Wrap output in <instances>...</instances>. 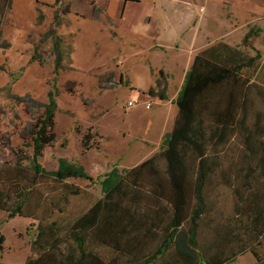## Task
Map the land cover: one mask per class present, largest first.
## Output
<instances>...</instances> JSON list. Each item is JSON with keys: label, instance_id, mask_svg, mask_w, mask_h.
I'll return each instance as SVG.
<instances>
[{"label": "trees", "instance_id": "trees-1", "mask_svg": "<svg viewBox=\"0 0 264 264\" xmlns=\"http://www.w3.org/2000/svg\"><path fill=\"white\" fill-rule=\"evenodd\" d=\"M12 1L0 0V48ZM260 32L251 28L243 39L254 57L225 42L195 57L175 101L173 132L158 154L123 173L115 167L95 180L64 158L46 170L40 159L57 140V90L46 104L18 98L43 113L29 131L32 177L20 167L11 192L0 188V209L37 220L24 207L41 177L61 185L49 199L54 213L66 215L71 198L83 194L69 179L98 183L103 195L66 221L38 220L36 256L26 264H163L165 255L176 264H230L247 253L264 264V77L250 74L261 59L252 45ZM92 140L85 134L84 146Z\"/></svg>", "mask_w": 264, "mask_h": 264}, {"label": "rangeland", "instance_id": "rangeland-1", "mask_svg": "<svg viewBox=\"0 0 264 264\" xmlns=\"http://www.w3.org/2000/svg\"><path fill=\"white\" fill-rule=\"evenodd\" d=\"M174 1L176 7L184 10L188 18L193 17L191 27H195L196 31L201 30L202 34L195 36L194 43L197 46L203 39H206L208 44L238 43L240 49L254 57L256 52L243 45V38L251 28L261 30L252 45L262 56L258 66L250 74L256 79L255 75L261 70L264 77V0ZM130 6L133 14L142 8L138 4ZM196 6L205 8L203 15L194 11ZM67 7L64 4L62 9ZM11 14L12 8L7 14L3 30L2 40L6 48L0 49V188L7 194L11 192L14 187L11 181L20 173V167L27 168L28 171L25 170L24 173L27 177H32L29 170L33 151L29 131L31 126L37 123L38 117L42 116L43 109H32L17 99L30 96L34 101L46 104L48 94L53 88L57 90V140L53 146L44 149L40 159L46 170H56L59 159L64 158L70 163L83 166L86 172L97 180L115 164L125 170L131 168L157 147V131L164 122V113L154 117L155 109L146 111L145 105H139L135 112L126 115L120 109L121 100L129 98L128 91L117 87L120 76L126 87L130 83L126 67L127 71L121 68V63H85L82 67L80 64H74L72 59L64 64L60 53H48L50 50L47 49L48 43L44 34L50 33L52 28L50 23L43 22L42 19L39 25L30 26L32 34H29L28 38L31 40V46L26 50L18 28L12 23ZM193 35L194 29L188 31L186 39L182 40L184 49L179 53L180 56L176 61L170 60L167 65L175 75V83L181 79V56L188 51ZM90 49V42H85V52ZM114 58L115 55L106 54L102 62H112ZM151 60L154 67L160 66L161 57L157 53L153 54ZM133 63L131 61L128 64L131 66ZM116 96L118 103L114 106L112 103ZM149 120L154 121V127L147 133L145 126ZM121 129L130 132L125 141L119 134ZM100 132L107 136V140ZM87 133L93 136L91 149L89 144L87 147L83 144V136ZM136 136L147 137L153 146ZM19 159L21 162L18 165ZM66 182L83 189L82 195L71 198L66 215L54 213L53 205L51 208L49 203V199L62 190L61 185L43 177L24 207L25 215L37 220L19 215L10 218L6 210L0 209V237L4 238L0 264H26L29 258L36 256L32 252V244L37 236L38 220L46 218L51 221H66L87 211L103 196L98 183L81 179H69ZM262 243L260 250L264 252V242ZM249 259L247 263L253 264V256Z\"/></svg>", "mask_w": 264, "mask_h": 264}, {"label": "crops", "instance_id": "crops-1", "mask_svg": "<svg viewBox=\"0 0 264 264\" xmlns=\"http://www.w3.org/2000/svg\"><path fill=\"white\" fill-rule=\"evenodd\" d=\"M64 4L69 8L62 9ZM131 4L141 5L142 8L133 14ZM176 6L174 0H13L7 10L8 14L12 8V23L18 28L26 50L31 46V40L28 38V35L32 34L30 26L39 25L42 19L43 22L50 23L52 28L50 33L44 34L48 43L47 49L50 50L48 53L53 52L54 55L60 53L64 64L72 59L74 64H80L82 67L85 63L95 65L121 63L122 69L127 71V68L130 81L128 87L124 85L121 76L117 85L129 92V98L122 99L120 105L125 115L135 112L139 105L146 104L151 105L150 109L145 106L146 111L155 109L154 117L164 113V122L157 131L159 138L157 147L155 146L156 148L148 156H144L131 168L125 170L115 164L111 170L116 167L120 173H123L159 153L165 138L173 132L176 125L179 109L175 101L184 86L186 75L195 57L215 44L213 42L208 44L207 40L203 39L197 46L194 40L196 34H202L201 30L196 31L195 27H191L193 17L188 18L184 10ZM194 11L198 15H203L205 8L196 6ZM191 29L195 30V35L192 36L188 51L181 56L183 63L181 79L175 83V75L167 65L170 60L176 61L180 56L179 53L184 49L182 40L186 39V34ZM85 42H90L91 45V49L86 52ZM231 46L240 49L238 43H233ZM154 53L161 57L159 67L152 65L151 58ZM106 54L115 55L116 58L112 62H102ZM131 61L134 63L129 66L128 63ZM131 101L136 102L134 107H129L128 103ZM117 103L116 96L112 105L115 106ZM153 127L154 121L149 120L145 126L146 132L149 133ZM100 134L107 140L106 135L101 132ZM119 134L123 137V141L126 140L125 137L130 136V132L125 129L119 130ZM138 137L153 146L147 137ZM154 237L162 238L163 233L154 234ZM248 256L252 255L250 253L241 255L230 264H248L250 260ZM163 258V264H176L175 261L168 260L169 255ZM251 262L254 264V257Z\"/></svg>", "mask_w": 264, "mask_h": 264}, {"label": "built area", "instance_id": "built-area-1", "mask_svg": "<svg viewBox=\"0 0 264 264\" xmlns=\"http://www.w3.org/2000/svg\"><path fill=\"white\" fill-rule=\"evenodd\" d=\"M203 11V10H202ZM147 98H149L148 96H146ZM129 107H134L136 105V102L131 101L128 103ZM147 109H150L151 105L150 104H146L145 105Z\"/></svg>", "mask_w": 264, "mask_h": 264}]
</instances>
